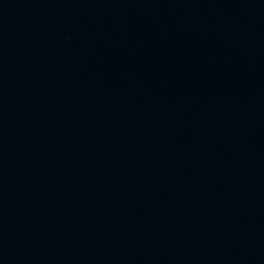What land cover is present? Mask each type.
<instances>
[{
	"label": "water",
	"instance_id": "95a60500",
	"mask_svg": "<svg viewBox=\"0 0 264 264\" xmlns=\"http://www.w3.org/2000/svg\"><path fill=\"white\" fill-rule=\"evenodd\" d=\"M0 264H264V0H0Z\"/></svg>",
	"mask_w": 264,
	"mask_h": 264
}]
</instances>
